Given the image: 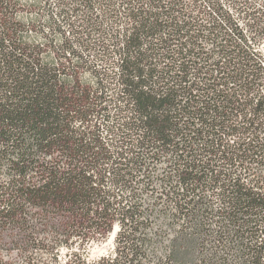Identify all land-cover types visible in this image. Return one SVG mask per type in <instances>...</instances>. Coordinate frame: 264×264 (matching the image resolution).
<instances>
[{
  "label": "trees",
  "instance_id": "trees-1",
  "mask_svg": "<svg viewBox=\"0 0 264 264\" xmlns=\"http://www.w3.org/2000/svg\"><path fill=\"white\" fill-rule=\"evenodd\" d=\"M0 264H264V0H0Z\"/></svg>",
  "mask_w": 264,
  "mask_h": 264
},
{
  "label": "rangeland",
  "instance_id": "rangeland-1",
  "mask_svg": "<svg viewBox=\"0 0 264 264\" xmlns=\"http://www.w3.org/2000/svg\"><path fill=\"white\" fill-rule=\"evenodd\" d=\"M109 248H110V241L102 243V244H99L98 242H96L90 245V249H91L93 256L105 254L109 250Z\"/></svg>",
  "mask_w": 264,
  "mask_h": 264
}]
</instances>
